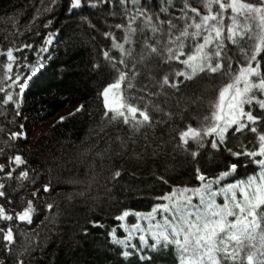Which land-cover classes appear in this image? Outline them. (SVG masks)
<instances>
[{
    "label": "trees",
    "instance_id": "trees-1",
    "mask_svg": "<svg viewBox=\"0 0 264 264\" xmlns=\"http://www.w3.org/2000/svg\"><path fill=\"white\" fill-rule=\"evenodd\" d=\"M70 2L55 0V7L45 13L40 10L52 6L53 0H0V52L24 43L33 44L35 48L17 56L35 63L37 50L47 35L51 33L55 37L49 45L51 58L45 54V68L33 77L24 93L21 115L14 124L10 123L15 112L9 105L4 109L5 115H0V127L7 132H21L20 124L43 125L65 108L83 106L82 111L75 110L64 116L37 137L26 135V139L11 142L15 147L6 145L5 134L0 133V149L7 155H23L30 176L33 175L31 170L39 174L36 185L30 186L24 181L25 187L19 191H15L19 181L15 178L8 181L6 191L12 203L0 198V204L10 214L18 213L28 199H33L32 191L43 184L51 186L50 193L42 194L40 200L35 201L40 206L32 224L12 222L17 245L11 257L4 252L0 238V260L16 264L15 257L27 249L21 257L24 264H145L137 256L123 257L121 246L111 243L110 231L115 229L117 236L123 237L121 224L130 226L136 222L132 216L124 222L116 217L126 209L150 211L155 204L163 202L156 198L174 187H197L196 167L214 177L226 170L227 164L237 162L227 153L216 154L207 148L201 150L198 160H193L177 147L180 131L189 124L199 126L208 114L209 102L215 99L227 77L209 74L186 82L188 86L182 85L179 93L171 89L161 91L157 82L162 74L180 70L182 66L173 62L171 67H160L154 61L149 67L154 68L151 75L155 79L149 80L143 74L148 70L142 69L136 81L137 88L147 85V91L125 90L126 96L144 97L132 101L141 108L150 101L152 126L134 132L121 121H110L103 115L100 96L103 88L115 79L102 57V50L111 48V41L104 33L111 31L118 40L121 38L122 33L114 26L123 22L124 8L121 0H108L99 7L72 10ZM161 2L137 0L152 12L159 10ZM172 2L179 6L180 0ZM249 2L258 3V0ZM111 54L118 57L115 50ZM226 55L232 58L233 70L243 62L238 48L232 45L226 49ZM5 63L6 59L0 55V75ZM96 64L100 68L94 67ZM148 92L158 94L149 96ZM167 112L172 113V118L165 115ZM121 140L125 141L123 145ZM252 140L248 132L229 137L234 148L241 144L251 148ZM0 163L7 165L6 156H0ZM238 163L237 172L222 184L245 179L259 171L244 157ZM20 170L17 169V173ZM116 171H120L121 176L114 180ZM45 202L53 204L51 212ZM93 221L103 227H93ZM5 223L0 221V227ZM133 243L138 244V241L133 240ZM143 254L152 255L151 264H177L172 247L156 252L145 250Z\"/></svg>",
    "mask_w": 264,
    "mask_h": 264
},
{
    "label": "snow or ice",
    "instance_id": "snow-or-ice-1",
    "mask_svg": "<svg viewBox=\"0 0 264 264\" xmlns=\"http://www.w3.org/2000/svg\"><path fill=\"white\" fill-rule=\"evenodd\" d=\"M107 2L71 0L69 7L72 10L84 6L95 8ZM121 4L123 22L114 26L122 33L121 38L118 40L111 31L104 33L111 41V48L102 50V57L109 72L115 76L114 82L100 92L104 117L121 121L134 132L152 126L154 118L148 110L150 101L141 108L132 101L144 97L126 96L125 90L146 92L147 85L137 88L136 81L142 75V69L148 70L143 74L149 80L155 79L151 75L154 68L149 67L154 61L160 67H171L173 62L182 66L180 70L162 74L157 82L161 91L171 89L179 93L182 85L188 86L186 82L203 79L209 74L226 76L227 82L209 102L208 114L198 127L189 124L180 131L177 147L193 160H198L201 150L207 148L216 154L227 153L237 162L227 164L226 170L214 177L196 167L197 187H174L157 197L164 202L155 204L148 212L124 210L116 219L124 222L132 216L136 222L130 226L121 224L123 237L117 236L115 229L110 231L111 243L121 246L123 257L137 256L145 264H151L153 259L152 255L143 254L145 250L156 252L169 247L175 251L177 264H264V0H258V3L249 0H180L179 6L172 0H162L157 12L143 7L137 0H121ZM54 7L55 0L52 6H44L40 11L46 13ZM38 18L34 17L33 23ZM54 38L51 33L47 35L37 50L35 63L17 56V53L35 48L33 44L24 43L0 52L6 59L0 75V115H5L4 109L11 105L15 115L10 123L14 124L16 117L21 115L24 93L33 77L45 68V54H49V45ZM229 45L238 48L243 57L235 70L232 58L226 55ZM113 50L118 57L111 54ZM47 58H51L50 54ZM94 67L100 68V65ZM156 94L148 92L149 96ZM82 110L83 106L77 109ZM165 115L172 118L171 112ZM19 127L23 129L24 125ZM245 132L252 134L251 148L245 144L239 148L230 145V136ZM0 133L5 134L4 143L9 147H15L11 142L27 138L26 133L7 132L3 127H0ZM124 143L121 140V145ZM0 156L7 158V165L0 163V198L11 204L7 182L15 178L20 182L15 191H19L25 187L24 181L30 186L36 185L39 174L31 170L33 175L30 176V170L25 167L28 162L21 154L7 155L0 149ZM241 157L255 164L259 171L245 179L222 184L237 172ZM17 169L21 170L17 173ZM120 176L121 172L116 171L113 179ZM50 192V184L36 188L31 192L33 199H28L23 210L15 214H10L0 204V221L6 222L0 227V238L8 256H12L17 245L12 222L32 224L40 206L35 201ZM218 199L223 202L218 203ZM45 206L49 212L54 207L48 202ZM92 226L103 227L95 221ZM133 240H137L139 246ZM27 251L25 249L15 257L16 264H24L21 257ZM0 264L9 262L0 260Z\"/></svg>",
    "mask_w": 264,
    "mask_h": 264
},
{
    "label": "rangeland",
    "instance_id": "rangeland-1",
    "mask_svg": "<svg viewBox=\"0 0 264 264\" xmlns=\"http://www.w3.org/2000/svg\"><path fill=\"white\" fill-rule=\"evenodd\" d=\"M78 108H79L78 106L65 108V109L61 110L59 113H57L53 118H51L48 122H46L43 125L25 124L23 129L21 130V132L26 133V135L37 137L42 132H44L50 125H52L54 122L60 120L61 117H64V116L70 114L71 112H74ZM222 202H223L222 199H218V203H222Z\"/></svg>",
    "mask_w": 264,
    "mask_h": 264
}]
</instances>
